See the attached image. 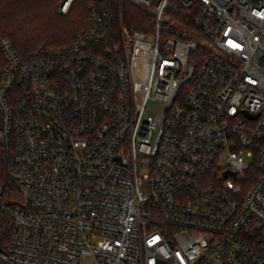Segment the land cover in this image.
<instances>
[{
    "label": "built area",
    "instance_id": "built-area-1",
    "mask_svg": "<svg viewBox=\"0 0 264 264\" xmlns=\"http://www.w3.org/2000/svg\"><path fill=\"white\" fill-rule=\"evenodd\" d=\"M87 7L67 45L22 56L0 34V143L20 194L0 181V264H264V0Z\"/></svg>",
    "mask_w": 264,
    "mask_h": 264
},
{
    "label": "trees",
    "instance_id": "trees-1",
    "mask_svg": "<svg viewBox=\"0 0 264 264\" xmlns=\"http://www.w3.org/2000/svg\"><path fill=\"white\" fill-rule=\"evenodd\" d=\"M90 0H75L67 13H59L60 0H0V34L9 37L15 49L22 56H27L41 45H67L73 36L88 25L87 5ZM191 12L190 18L196 17L193 6L182 8ZM189 16L188 13H185ZM126 25L133 30L148 31L146 20L149 15L142 9L127 3L124 6ZM183 16V17H184ZM5 67V58L0 51V79ZM5 151L0 143V181L5 189V198L19 199V187L7 175V165L3 162ZM13 229L11 215L0 208V244L9 241Z\"/></svg>",
    "mask_w": 264,
    "mask_h": 264
},
{
    "label": "rangeland",
    "instance_id": "rangeland-1",
    "mask_svg": "<svg viewBox=\"0 0 264 264\" xmlns=\"http://www.w3.org/2000/svg\"><path fill=\"white\" fill-rule=\"evenodd\" d=\"M87 8H88V7H87ZM157 110H160V107H158ZM247 161L252 162L251 159H247Z\"/></svg>",
    "mask_w": 264,
    "mask_h": 264
},
{
    "label": "water",
    "instance_id": "water-1",
    "mask_svg": "<svg viewBox=\"0 0 264 264\" xmlns=\"http://www.w3.org/2000/svg\"><path fill=\"white\" fill-rule=\"evenodd\" d=\"M160 264H168L167 262L165 261H161Z\"/></svg>",
    "mask_w": 264,
    "mask_h": 264
}]
</instances>
